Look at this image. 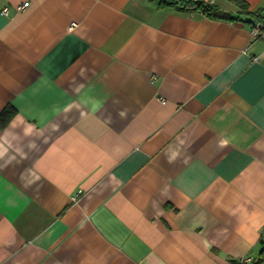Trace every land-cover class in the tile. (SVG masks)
Segmentation results:
<instances>
[{"label":"crops","instance_id":"0c3cea01","mask_svg":"<svg viewBox=\"0 0 264 264\" xmlns=\"http://www.w3.org/2000/svg\"><path fill=\"white\" fill-rule=\"evenodd\" d=\"M210 1L0 0V264L260 256L264 0Z\"/></svg>","mask_w":264,"mask_h":264},{"label":"trees","instance_id":"16d2710c","mask_svg":"<svg viewBox=\"0 0 264 264\" xmlns=\"http://www.w3.org/2000/svg\"><path fill=\"white\" fill-rule=\"evenodd\" d=\"M165 3L178 5L182 4V7L187 10H201L205 12L208 16L215 19H235L239 18L238 16H232L231 13L224 11L221 6L217 3L211 2L210 0H162ZM238 5L243 8V10L247 9L248 3L245 0H234ZM251 14V13H250ZM257 20H261L262 17L252 14ZM252 27L255 25L251 24ZM16 113V109L8 105L0 112V127H4L14 116ZM264 259V245L261 251V254L258 258L251 261V263L245 261L234 262L235 264H260Z\"/></svg>","mask_w":264,"mask_h":264},{"label":"built area","instance_id":"2783aa9c","mask_svg":"<svg viewBox=\"0 0 264 264\" xmlns=\"http://www.w3.org/2000/svg\"><path fill=\"white\" fill-rule=\"evenodd\" d=\"M26 5H28V2H25L24 5L20 6V8H24ZM5 12H8V10L5 9ZM252 33L255 39L264 40V16L260 21H257L252 27ZM261 239L264 242V228L262 231ZM248 260H251V258H248Z\"/></svg>","mask_w":264,"mask_h":264}]
</instances>
